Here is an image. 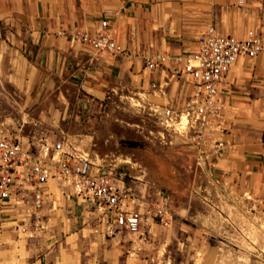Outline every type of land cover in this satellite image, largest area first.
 I'll use <instances>...</instances> for the list:
<instances>
[{
	"label": "rangeland",
	"instance_id": "obj_1",
	"mask_svg": "<svg viewBox=\"0 0 264 264\" xmlns=\"http://www.w3.org/2000/svg\"><path fill=\"white\" fill-rule=\"evenodd\" d=\"M16 30L0 16V36ZM5 44L0 42L3 110L13 88L8 71L19 65L16 57L6 55ZM105 92L93 98L70 84L42 91L31 105L34 122L0 123V134L25 143L32 135L74 143L120 177L136 194L145 218L146 209L162 196L170 223L148 218L137 234H108L94 207L51 179L44 227L34 231L26 209H13L15 222L0 231V260L9 253L14 261H44L51 251L55 261L264 264V206H251L243 193L238 196L226 183L214 181L183 136L159 116L163 105L183 92L181 80L137 70L115 77Z\"/></svg>",
	"mask_w": 264,
	"mask_h": 264
},
{
	"label": "crops",
	"instance_id": "obj_2",
	"mask_svg": "<svg viewBox=\"0 0 264 264\" xmlns=\"http://www.w3.org/2000/svg\"><path fill=\"white\" fill-rule=\"evenodd\" d=\"M0 16L7 26L17 29L0 36V42L6 43L7 56L19 61L8 71L13 88L7 95L5 110L0 104L2 124L19 119L26 124L34 122L32 103L42 91L63 84L100 98L115 77L137 70L146 72L141 57L147 51L193 50L209 24L238 37L245 35L248 28L260 29L264 35L260 15L253 9H237L235 0H0ZM101 19L108 23L123 53H95L58 33L72 27L94 33ZM222 92L227 149L216 166L226 171L224 183L238 196L243 193L251 206L263 207L264 49L250 59H237L224 79ZM31 137L34 140L47 136ZM14 217L12 210L1 212L0 231L14 223ZM48 252L44 261H14L6 253L7 259L0 260V264L129 262L55 261Z\"/></svg>",
	"mask_w": 264,
	"mask_h": 264
},
{
	"label": "built area",
	"instance_id": "obj_3",
	"mask_svg": "<svg viewBox=\"0 0 264 264\" xmlns=\"http://www.w3.org/2000/svg\"><path fill=\"white\" fill-rule=\"evenodd\" d=\"M235 6L255 10L260 23H264V0H235ZM107 26L101 19L94 33L77 27L58 33L95 53H123ZM263 49L264 35L260 29L248 28L245 35L238 37L209 24L193 50H149L141 57L145 70L169 80H181L183 92L177 100L167 101L159 116L167 127L183 136L186 147L216 182L224 183L226 173L216 166L227 149V141L223 139L227 130L224 79L238 58L250 59ZM51 179L59 181L61 187H69L80 202L94 207L108 234L116 231L137 234L148 218L164 225L170 223L162 196L159 203L146 209L149 215L145 218L136 194L125 187L120 177L96 163L74 143L48 137L25 143L9 134L0 135V214L23 207L33 230L42 229Z\"/></svg>",
	"mask_w": 264,
	"mask_h": 264
}]
</instances>
